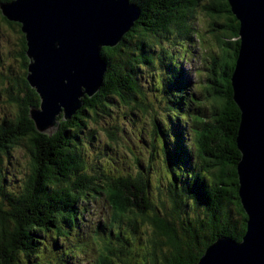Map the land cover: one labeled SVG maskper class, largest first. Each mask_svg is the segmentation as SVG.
Returning <instances> with one entry per match:
<instances>
[{
  "label": "trees",
  "instance_id": "trees-1",
  "mask_svg": "<svg viewBox=\"0 0 264 264\" xmlns=\"http://www.w3.org/2000/svg\"><path fill=\"white\" fill-rule=\"evenodd\" d=\"M11 1L0 0V4ZM131 1L141 8V17L119 45L102 50L108 69L100 91L86 97L82 108L70 120L59 118L60 126L53 134L38 132L30 118V109L39 107L40 98L27 81L26 39L21 25L7 20L0 10V21L16 29L19 35L12 55L20 66L18 75L12 76L11 69L0 74V83L7 82L8 101L15 108L12 117L0 122V160L15 146L26 148L31 157L30 173L20 193L0 190V264H19L21 254L29 261L36 257L38 232L57 231L61 235L63 227L73 225L79 217L82 208L79 202L93 189L98 192L97 188H106L112 193L111 206L115 211L110 208L114 222L119 214L125 220L122 224L134 226L140 218L150 226L152 264H197L207 247L218 238L227 236L240 241L246 233L247 214L239 194L238 175L241 153L237 136L241 112L234 101L232 86L240 48V22L228 0ZM199 6L211 17L210 31L220 49L217 55L211 56L208 83L202 89L204 98L209 100L205 117L195 109L188 112L190 104L200 107V103L195 95L187 97L185 94L188 85L180 62L174 60L168 47L156 49L162 36L169 42L173 35L174 43L183 45L188 38L200 34L191 22ZM165 57L168 72L164 74V70L163 75L158 72L156 80L161 90L175 100L171 107L173 115L178 114L176 119L190 117L195 123V128H190L194 137L189 152L185 151L181 139L186 130L179 129L171 114L169 120L160 119L157 123V118L154 119L153 140L159 133L167 159L173 152L175 158L182 160L180 162L199 161L200 165L194 164L195 171L193 168L177 170V166L172 171V162L176 161L172 158L165 161L170 173L172 207L162 213L150 199L148 178L144 181L142 175L136 177L129 173L112 179L114 176L104 173L105 179H101L98 174L85 173L87 159L81 144L86 139L97 138V131L90 127V122L96 123L102 114L109 115L113 102H123L136 115L148 114L150 106L144 101L141 74L143 70H156ZM166 75L168 80L164 82ZM117 128L113 126L110 131L113 140ZM166 142L171 144L169 150ZM148 165L150 169L152 162ZM105 180L95 187L97 182ZM6 203L9 210H4ZM194 209H201L204 218L198 219V226L193 227L196 222L191 220L189 211ZM180 219H183L181 229ZM107 251L112 255L110 248L107 247ZM158 252H162L163 259H159ZM101 261L98 260L99 264ZM120 262L125 261L120 259Z\"/></svg>",
  "mask_w": 264,
  "mask_h": 264
},
{
  "label": "water",
  "instance_id": "water-1",
  "mask_svg": "<svg viewBox=\"0 0 264 264\" xmlns=\"http://www.w3.org/2000/svg\"><path fill=\"white\" fill-rule=\"evenodd\" d=\"M240 22V48L232 75L241 112L237 146L239 194L247 214L242 240L224 236L197 264H264V0H228ZM2 15L21 25L28 57L27 81L39 95L30 118L53 134L96 95L108 66L105 47L119 45L141 17L131 0H13Z\"/></svg>",
  "mask_w": 264,
  "mask_h": 264
},
{
  "label": "rangeland",
  "instance_id": "rangeland-1",
  "mask_svg": "<svg viewBox=\"0 0 264 264\" xmlns=\"http://www.w3.org/2000/svg\"><path fill=\"white\" fill-rule=\"evenodd\" d=\"M193 28L200 34L188 38L187 42L181 45L174 43L173 35L170 41L166 37L160 39V46L168 47V52L173 54L175 61L180 62L183 74L186 77L185 94L187 97L195 95L200 107L190 104L188 112L193 109L198 110L203 117L208 115L205 105H209V100L204 98L202 89L208 83L211 56L220 52L219 42L210 31L211 17L207 15L201 6L196 9L194 17L191 19ZM19 35L16 29L9 28L0 21V74L7 73L11 69V75H18L20 72L19 61L12 55L18 43ZM177 42V40H176ZM165 57L160 66L155 69L143 70L141 74V84L145 93V103L149 104L147 115L134 114L130 106L121 101L112 103L109 115L102 114L96 123L90 122V127L97 131V138L86 139L81 144V150L87 161L84 163V172L87 174H98L101 179H105L104 173L114 176L119 174L132 173L134 176L142 175L145 181L147 178L150 183V199L154 206L164 213L170 211V192L169 180L170 173L167 170L165 161L172 162L171 170L192 169L194 164L199 161L180 162V158H175L174 153L170 152L168 159L163 150V140L158 133L153 140L154 119L156 122L169 120L173 115L171 104L174 99L161 90V84L157 82L158 72L163 75L164 70L167 74L169 64ZM167 75L163 81H167ZM162 81V85L164 84ZM6 81L0 83V122L12 117L14 112L13 104L8 101L6 94ZM201 108V109H200ZM174 110V109H173ZM173 120L179 129H185L182 147L189 152L194 137L191 126L195 128V123L190 117L185 119L178 118L174 113ZM117 126L115 140L110 137L112 127ZM162 128V127H161ZM171 144L166 142V148ZM188 147V148H187ZM169 150V149H168ZM1 161V160H0ZM152 166L149 169V162ZM31 157L27 149L22 146H15L10 149L9 155H4L0 162V190L4 192L20 193L24 181L30 173ZM171 164V163H170ZM169 165V164H168ZM104 169L106 172H103ZM141 178V177H140ZM142 181V180H141ZM150 181V182H149ZM105 181H99L96 186ZM143 182V181H142ZM141 183V182H140ZM94 189L89 192L86 199H82L79 204L81 210L79 217L71 226H64L61 235L57 231L38 232L35 245L37 256L26 259L24 254L19 255V264H99L101 259L104 264H152V251L149 240L152 237L150 226L137 218L136 225L130 226L128 223L122 224L123 216L116 215L114 222V212L112 208V196L107 189ZM3 199V198H2ZM78 204V206H79ZM113 209H111V208ZM4 210H9L6 203ZM115 211V210H114ZM197 214L199 218H197ZM191 220L196 222L204 218L201 209L190 210ZM185 217V216H184ZM183 219L178 220V226ZM123 226V228H121ZM107 247L110 248L112 255H108ZM34 248V247H33ZM168 253L167 249H164ZM162 252H158L159 259H163ZM105 255V260H104ZM122 259L123 263L120 262Z\"/></svg>",
  "mask_w": 264,
  "mask_h": 264
},
{
  "label": "bare ground",
  "instance_id": "bare-ground-1",
  "mask_svg": "<svg viewBox=\"0 0 264 264\" xmlns=\"http://www.w3.org/2000/svg\"><path fill=\"white\" fill-rule=\"evenodd\" d=\"M141 13H142V11H141Z\"/></svg>",
  "mask_w": 264,
  "mask_h": 264
}]
</instances>
